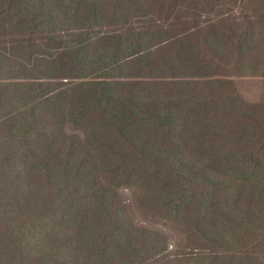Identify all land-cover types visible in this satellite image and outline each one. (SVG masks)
<instances>
[{
	"label": "rangeland",
	"instance_id": "rangeland-1",
	"mask_svg": "<svg viewBox=\"0 0 264 264\" xmlns=\"http://www.w3.org/2000/svg\"><path fill=\"white\" fill-rule=\"evenodd\" d=\"M29 1L36 4L32 16L40 12L43 20L16 24L32 16L8 10L13 21L0 29V186L23 184V200L33 209L43 186L62 175L72 178L65 157L73 154L75 161L88 153L87 170L110 161L121 166L110 175L118 191L111 231L126 226L139 249H121L124 256L117 251L115 264H212L215 253L244 249L256 201L238 195L264 190V166H253L254 157L264 164V0ZM4 19L0 15V24ZM144 52V61L120 67ZM133 78L150 83L156 93L148 98L161 107L121 119L113 111L117 93L109 88ZM93 79L119 82L101 88L117 115L109 113L111 119L131 122L122 126L135 145L86 150L94 120L104 115L89 121L69 108ZM91 100L82 106L90 109ZM19 139L25 143L18 151ZM139 145H149L142 157L153 170L150 188L128 176L119 160L140 154ZM48 161L54 166L40 177L36 169ZM79 191L72 194L76 206ZM49 193L58 200L61 191ZM4 197L9 201L10 191L0 192ZM255 249L264 252V242ZM202 254L209 258H188Z\"/></svg>",
	"mask_w": 264,
	"mask_h": 264
},
{
	"label": "trees",
	"instance_id": "trees-1",
	"mask_svg": "<svg viewBox=\"0 0 264 264\" xmlns=\"http://www.w3.org/2000/svg\"><path fill=\"white\" fill-rule=\"evenodd\" d=\"M12 2L15 1L9 0L8 5L0 3V11L4 9L0 15L5 18L4 24H0V29L8 22L12 23L13 21L8 10L17 11V16L20 11H24L30 16L33 15L36 4L29 0L21 2L19 0V3L11 5ZM43 18L44 16L39 12V15L18 17L15 21L16 24L29 22V27H31L34 23L38 24V21ZM115 44L121 51L120 43ZM34 46V44H23L21 48H34ZM146 56L149 55L145 52L139 55L131 54L121 62L120 67L125 64L131 66L137 61L142 62ZM112 84L117 85L119 82L112 83L97 79L86 82L85 89L79 99L69 108L70 115L78 113V116L84 120L93 121L98 115L102 113L104 115L103 120H94L97 123L91 126L92 129L85 140V148L89 153H91L90 145L98 146L102 151L107 148L122 149L130 144L135 145V142L126 136L124 132L126 128L122 126L130 125L131 122L113 121L109 116V113L114 115L116 113L112 112L109 105L105 103L103 95L105 89L101 86L108 87L107 85L112 86ZM149 84L146 80L133 78L126 85H117L118 89L116 90L108 87L110 91L117 93L113 99L117 104L113 111H118L120 118L124 119L125 115L130 117L132 114H148L155 111L156 107L160 108V100L152 101L148 98L149 95L156 93L149 89ZM82 85L83 83H81ZM91 98L90 109L84 108L82 104H87ZM145 106L152 107L146 109ZM96 130H99V133H96ZM17 142L19 151L25 142L20 139ZM147 146L149 147V145H139L138 147L142 149L140 154H134L129 158L126 153V156L122 155L119 160L123 166H127L128 176L131 178L138 176L139 179L146 180V187L150 188L153 183V170L149 171L146 166V158L142 157V153L149 155ZM71 149L74 150L73 144ZM72 156L73 154L66 156L64 162L69 165L72 178L62 175L43 186L38 193L41 199L33 205V209H30L23 200L25 196L23 184L18 183V186L12 188L0 186V192L8 194L10 191L11 193L9 201H5L7 195L0 200V264H115L113 254L117 251L122 256L124 254L121 249L130 254L138 251L137 242L131 238V233L126 226L123 225L111 231V224L114 222L110 219V215L118 191L113 185V180H110V175L115 174L121 166L110 161L105 164L102 170H99L98 167L87 170L85 167L90 162L88 153L85 157L77 155L75 161ZM217 161L220 160L217 159ZM226 161V165H230L232 159L228 158ZM256 164L264 166L262 160L254 157L253 166ZM53 166L48 161L43 168L36 170L39 176L43 177ZM158 173L159 171L156 172V174ZM104 175L109 176L107 182L101 179ZM80 177L83 178L81 184L72 185V179ZM165 182L168 183L169 179H166ZM179 182L182 184V180ZM76 188L80 190V199L76 200L79 208L74 204L72 196ZM50 190L61 191L58 200L55 199V195H50ZM245 195L252 201H256L255 206L248 212L249 227L244 229V233H249L247 246L242 250L227 254H213L210 257L212 264H264V252L255 249L256 246L264 242V190L240 192L238 197L241 198ZM63 198L65 199L62 201ZM168 201L172 203L173 200L169 199ZM59 211L60 215H58ZM92 218L94 229L90 228ZM101 233L106 237L105 239L101 238ZM183 257L187 258L186 255ZM188 258L202 260L209 257L202 254L200 256L192 255Z\"/></svg>",
	"mask_w": 264,
	"mask_h": 264
}]
</instances>
